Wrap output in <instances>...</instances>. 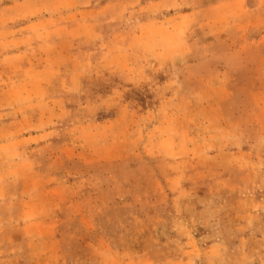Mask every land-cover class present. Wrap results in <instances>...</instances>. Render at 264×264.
<instances>
[{
    "label": "rangeland",
    "instance_id": "1",
    "mask_svg": "<svg viewBox=\"0 0 264 264\" xmlns=\"http://www.w3.org/2000/svg\"><path fill=\"white\" fill-rule=\"evenodd\" d=\"M149 1L0 0V22L17 15L8 10L13 3L24 17L39 15L40 10L46 13L57 4L69 15L85 18L86 11L92 13L93 45L86 46L90 32L83 24L84 39L61 44L56 59L78 68L89 62L88 57L104 62L102 36L131 29L135 7ZM164 1L172 6L178 1L174 9L180 10L183 3L198 7L207 0ZM250 5L256 50L264 47V8L257 0H250ZM209 13L226 20L230 10ZM204 17L198 18L205 21ZM24 25L18 21L11 29L0 24V50L6 49L7 31L12 34ZM200 34L198 22L190 32L191 41L202 40ZM122 40L130 48L127 51L134 49L132 37ZM209 44L210 75L230 69L228 42L211 38ZM50 58L33 54L30 61L48 63ZM236 61L233 86L221 88L210 82L191 86L181 117L121 118L95 103L87 104L90 101L74 90L59 98L52 120L60 138L70 142L72 152L76 149L72 157L80 164L72 168L74 181L69 182L68 173L48 152L41 157L45 174L57 179L47 183L55 189L49 199L61 210L55 231L58 254L47 264H264V75L258 74L253 55L248 66ZM72 73H85V66ZM61 87L51 89V95L63 91ZM230 90L237 102L230 105L228 99L220 113L218 100L228 97ZM33 248L36 255L11 254L0 264H43L38 261L40 249Z\"/></svg>",
    "mask_w": 264,
    "mask_h": 264
},
{
    "label": "crops",
    "instance_id": "2",
    "mask_svg": "<svg viewBox=\"0 0 264 264\" xmlns=\"http://www.w3.org/2000/svg\"><path fill=\"white\" fill-rule=\"evenodd\" d=\"M176 3L175 6L164 0L139 3L133 11L135 20L131 29H121L112 37L102 36L107 43L105 61L88 57L89 62L79 63L78 68L74 63L63 65L56 59L61 44L84 39L80 32L83 24L90 32L85 37L86 46L93 45L96 18L92 13L86 11L85 18L72 12L69 15L57 4L44 9L46 13L40 10L39 15L24 17L14 3L8 7L17 15L7 16L0 24L5 23L11 29L18 21L25 25L12 34L7 31L6 49L0 50V260L11 254L36 255L33 247L41 250L38 261L43 260V264L52 262L50 259L54 261L58 254L55 231L61 210L49 199L54 197V187L47 186L57 179L45 174L41 157L44 151L48 152L54 164L63 166L68 173L69 182L74 181L72 168L80 164L78 158L72 157L76 149L72 152L70 142L60 138L52 120L59 98L74 90L90 101L87 104L95 103L121 118L128 114L181 117L191 86L209 82L221 88L233 86L237 79L236 60H243L248 66L253 55L258 74L264 75V47L254 50L252 46L251 22L255 18L250 0H207L198 7H188L182 2L180 10L174 9L179 4ZM257 4L264 8V0H257ZM226 7L230 10L226 20L223 15L209 13ZM199 15H207L205 21L199 20ZM198 22L202 40L191 41L190 32ZM126 36L136 41L131 51H127L130 48L122 40ZM261 36L264 40V28ZM211 38L228 42L231 61L230 69H219L212 75ZM173 39L178 43L174 44ZM33 54L51 58L48 63L33 62L30 61ZM84 66L85 73H72ZM49 75L51 78L47 79ZM60 84L64 90L51 95V89L55 91ZM161 89L165 90L159 96ZM244 95L246 101V92ZM237 98L230 90L228 97L218 100L219 112L223 113L222 103L229 99L231 105ZM64 110L67 112L66 105Z\"/></svg>",
    "mask_w": 264,
    "mask_h": 264
}]
</instances>
